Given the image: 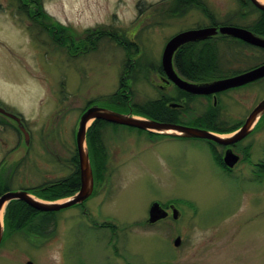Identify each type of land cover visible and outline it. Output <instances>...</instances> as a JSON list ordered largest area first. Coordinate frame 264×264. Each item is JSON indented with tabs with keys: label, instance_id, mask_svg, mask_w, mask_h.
Returning a JSON list of instances; mask_svg holds the SVG:
<instances>
[{
	"label": "rangeland",
	"instance_id": "374dc122",
	"mask_svg": "<svg viewBox=\"0 0 264 264\" xmlns=\"http://www.w3.org/2000/svg\"><path fill=\"white\" fill-rule=\"evenodd\" d=\"M173 1L0 0V103L30 133L27 146L17 123L0 115L1 190H37L43 199L67 194L82 114L95 104L136 113L161 97L167 42L210 26L202 7L172 16ZM204 2L218 23L249 26L258 17L249 6L243 16L238 0ZM222 49L230 71L264 60L233 42ZM176 96L169 88L166 98ZM263 98L264 82L219 96L217 107L188 98L178 124L206 129L196 122L218 113L223 128L238 129ZM101 129L97 143L87 134V144L92 169L112 167L109 185L99 173L87 212L76 205L57 214L34 243L11 231L4 216L0 264H264V119L238 145L234 169L220 163L223 149L204 140L155 138L115 124ZM157 202L171 217L151 225Z\"/></svg>",
	"mask_w": 264,
	"mask_h": 264
},
{
	"label": "water",
	"instance_id": "95a60500",
	"mask_svg": "<svg viewBox=\"0 0 264 264\" xmlns=\"http://www.w3.org/2000/svg\"><path fill=\"white\" fill-rule=\"evenodd\" d=\"M251 2L260 10L264 11V2L262 0H251ZM218 36H230L238 38L254 46L264 48V39L256 36L251 31L235 27L221 26L208 27L202 29H193L181 32L173 36L166 44L162 55V67L170 81H173L180 89L193 95L209 96L216 95L247 85L251 82L264 78V64L246 73L237 76L217 79L210 82H190L183 79L175 66L177 52L185 45L202 40H206ZM0 113L14 120L19 130L25 136V142L28 146L30 143V133L26 129L22 119L12 113H8L4 108L0 107ZM264 118V98L254 107L251 113L246 118L245 122L236 130L230 133H217L207 129L192 128L178 123L161 122L155 119L134 113L131 109L129 112H121L113 108L104 107L103 105L95 104L89 107L80 117L76 131V146L78 154V164L80 172V188L71 197L58 200H46L38 197L30 190H13L4 193L0 196V246L5 237L4 216L7 207L14 201L26 203L31 208L42 213H57L65 211L76 205H81L92 195L94 188V176L90 151L87 144L88 130L98 121H106L111 124L129 127L144 131L156 136L182 138V139H198L208 141L215 145L226 148L223 154V164L228 169H234L239 164L241 157L238 155L234 146L247 137L252 135L256 128L260 125ZM149 224H154L160 220H164L169 216V213L162 208L159 203H155L149 211ZM180 212L173 209L174 219H178ZM25 239L34 243L36 240H41V235L24 232ZM182 239L178 238L175 241V246H179ZM39 246L40 244H32ZM28 264H33L29 261Z\"/></svg>",
	"mask_w": 264,
	"mask_h": 264
},
{
	"label": "trees",
	"instance_id": "16d2710c",
	"mask_svg": "<svg viewBox=\"0 0 264 264\" xmlns=\"http://www.w3.org/2000/svg\"><path fill=\"white\" fill-rule=\"evenodd\" d=\"M204 1L205 0H174V7L171 8L170 13L172 14V16H183L192 9H199L202 7L203 10H205L203 7L205 5ZM40 15L44 17L42 7H40ZM262 25L264 31V14L262 19ZM250 28L255 29V31L257 32H261L259 26L255 25ZM222 39L225 38L213 37L206 40L189 43L183 46L177 52L175 66L178 68V70L184 77L194 82H210L229 76L230 73L225 70L226 56L222 49V45L224 43H227V45L230 46L231 42H234L235 40L227 41ZM131 46L132 50L137 49L133 44H131ZM168 102H170V100L167 99L151 102L152 105L148 106L149 109H145L144 111L138 110L135 112L137 114L147 116L157 121L178 123L181 112L170 110L167 105ZM109 108L116 109L115 107ZM196 124L200 125V127L209 129L217 133H230L231 131L236 130L234 128H230L228 130H226L227 128H223L222 125L219 123L218 113H214V115L210 117L209 121L204 122V120H200L199 123L196 122ZM105 125L112 124L102 120H98L92 125L88 132V138H90L92 143H97L98 136H100V134L102 133L101 128ZM241 125L242 123L239 124V126ZM210 144L215 145L213 143ZM219 160L220 163L224 166L221 154L219 155ZM75 163L77 165L76 172H74V174L66 180V185L64 184L68 188L67 194H59L58 196H55L53 194V197L56 198L63 197V195H71L79 190L80 172L78 168V156L75 157ZM262 172H264V165H262ZM6 191H9L8 185H6V188H3V190H1L0 194ZM8 207L9 208L7 209V214L5 217L6 224L11 229V231H21L23 237H25L24 232L38 234L41 236L46 235L49 231V228L55 223V216H51L50 213L39 212L31 208L24 202L14 201Z\"/></svg>",
	"mask_w": 264,
	"mask_h": 264
},
{
	"label": "flooded vegetation",
	"instance_id": "af4514ba",
	"mask_svg": "<svg viewBox=\"0 0 264 264\" xmlns=\"http://www.w3.org/2000/svg\"><path fill=\"white\" fill-rule=\"evenodd\" d=\"M238 2L240 3V5H242V15L243 16H246V14H247V11H248V6H249V8H251L252 9V11L253 12H256V13H258V17L253 21V23H251L249 26L248 25H239V24H237V25H235V24H232V23H218L217 22V19H216V16L210 11V9L209 8H207L206 6H204V8H205V10H206V16H207V19L210 21V26L209 27H221V26H235V27H240V28H244V29H247V30H249V31H251L252 33H254L256 36H258V37H261V38H263L264 39V31H263V25H262V19H263V14H264V11H262V10H260V9H258L252 2H251V0H238ZM259 26L260 27V30H261V32H257V31H255V29H253V28H250V27H253V26ZM202 28H208V27H198V28H196V29H202ZM215 38H225V39H222V40H227V41H234L233 43H235V44H240V46H243V48H244V50L245 51H251V52H254V53H257V54H260V55H262L263 56V58H264V48L263 47H258V46H254V45H251V44H249V43H246L245 41H243V40H240V39H238V38H234V37H230V36H225V37H221V36H218V37H215ZM239 41V42H238ZM164 51V50H163ZM226 56V55H225ZM225 62H226V71H228L229 73H230V75L229 76H227V77H224V78H229V77H233V76H237V75H239V74H242V73H246V72H248V71H251V70H253V69H255V68H257V67H259V66H261V65H263L264 64V60H260V62H259V64L258 65H256V66H253V67H251V68H248V69H246V70H244V71H242V70H237V71H230L229 70V67H230V65H231V61H230V59L229 58H226V60H225ZM238 62V61H237ZM177 68V67H176ZM177 70H178V68H177ZM160 73L162 74L161 76H160V78H161V81H162V85H160L159 87H158V89L160 90V93H161V97L159 98V99H157V101L158 100H164V99H167V100H170V102H168L167 103V105H168V107L170 108V110H172V111H180V112H182L183 110H184V108H185V101L188 99V98H200V99H208V100H213V102H214V106H218V97L219 96H221V95H224V94H226V93H229L231 90H235V89H243V88H247V86H250V87H257L259 84H261L262 82H264V78H262V79H259V80H257V81H254V82H251V83H249V84H247V85H244V86H241V87H237V88H234V89H230V90H228V91H225V92H222V93H218L217 95H216V100H215V96L214 95H209V96H198V95H193V94H190V93H188V92H186V91H183L182 89H180L173 81H170L169 80V78L167 77V75H166V73L164 72V69H163V67H162V61H161V68H160ZM178 73L180 74V76L183 78V79H185V80H187V81H190V82H194V81H192V80H190V79H188V78H186V77H184L182 74H181V72L178 70ZM169 88H175V91L177 92V95L178 96H180V97H182L181 99H177L178 98V96H176L175 98H166V95H167V93L169 92ZM132 99V97H130V99H129V101ZM256 99H257V97L255 98V101H256ZM181 102V103H180ZM1 107V106H0ZM216 107H215V110L214 111H216L217 112V110H216ZM118 111H120V110H118ZM8 113H11V112H9V111H7ZM0 115H2V116H5V117H7L6 115H4V114H2V113H0ZM129 128V127H128ZM146 133V132H145ZM146 134H149V133H146ZM155 138H162L163 136H156V135H153ZM166 138V137H165ZM167 138H171V137H167ZM175 139H182V138H175ZM207 142V141H206ZM207 144H209L210 146H211V148H213V149H215V150H218L219 148L220 149H223V153L225 152V150H226V148H224V147H221V146H215V145H211L210 143H208L207 142ZM240 143H238V144H236L235 146H234V150L236 151V149H238V145H239ZM219 149V150H220ZM222 154V153H221ZM107 163V162H106ZM105 162L102 164V167L100 168L101 169V171L99 170V169H97V168H95V167H93V176H94V173H95V177H94V188H93V192H92V195L90 196V198L87 200V201H85L83 204H81V206H79V207H81L85 212H87V204H88V202H89V200L92 198V196H94V194L96 193V190L98 189V187H97V185H98V183H100L99 182V179L98 178H100V174L102 173V179L104 178V180H103V185H105V184H108L109 185V183L111 182V180H112V172H110V171H112V167H110V166H108V164H106ZM75 167H76V169H77V165H76V163H75ZM97 171V172H96ZM75 172H76V170H75ZM100 173V174H99ZM100 184H102V182L100 183ZM51 187V189H53L54 187H55V184H51L50 185ZM2 188H6V185L3 187L2 186ZM13 190H16V189H12V188H10L9 187V191H13ZM18 190H20V189H18ZM21 190H27V189H21ZM30 190V189H29ZM32 191H34L35 189H31ZM108 190V189H107ZM9 191H6V192H9ZM0 192H1V188H0ZM6 192H4V193H6ZM36 192H37V190H35V194H36ZM4 193H2V194H4ZM39 192H37V196L39 197L40 195L38 194ZM76 193V192H75ZM105 193H107V191L105 192ZM2 194H0V196L2 195ZM51 194H53V193H51ZM45 194H43V196H44ZM42 196H40V198H41ZM47 198V199H46ZM45 199L46 200H53L54 199V197H53V195H49V197L47 196ZM55 199H57V198H55ZM11 204V203H10ZM9 204V205H10ZM163 206V205H162ZM169 208V207H168ZM168 208H165L168 212H169V209ZM7 209H8V207H7ZM62 212H64V211H60V212H57V213H50L51 214V216H57V214H60V213H62ZM6 214H7V211H6ZM6 214H5V217H6ZM172 214H173V212H172ZM171 214H170V212H169V216L166 218V219H164V220H167V219H169L171 216H170ZM172 218H173V216H172ZM106 222H108V221H106ZM5 223H6V221H5ZM113 226H115V227H117L116 225H114V223H113ZM3 243H4V241L2 242V245H3ZM1 245V246H2ZM1 246H0V248H1Z\"/></svg>",
	"mask_w": 264,
	"mask_h": 264
},
{
	"label": "bare ground",
	"instance_id": "6f19581e",
	"mask_svg": "<svg viewBox=\"0 0 264 264\" xmlns=\"http://www.w3.org/2000/svg\"><path fill=\"white\" fill-rule=\"evenodd\" d=\"M262 2H264V0H262Z\"/></svg>",
	"mask_w": 264,
	"mask_h": 264
}]
</instances>
